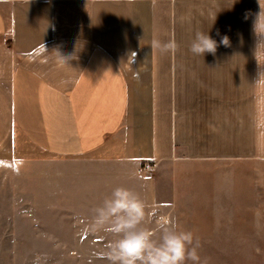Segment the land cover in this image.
<instances>
[{"label":"crops","instance_id":"1","mask_svg":"<svg viewBox=\"0 0 264 264\" xmlns=\"http://www.w3.org/2000/svg\"><path fill=\"white\" fill-rule=\"evenodd\" d=\"M259 12L258 0H0V161L35 170L36 213L105 247L113 236L83 228L123 186L195 234L200 264H264ZM197 32L215 55L189 50ZM173 37L175 54L152 49Z\"/></svg>","mask_w":264,"mask_h":264},{"label":"clouds","instance_id":"2","mask_svg":"<svg viewBox=\"0 0 264 264\" xmlns=\"http://www.w3.org/2000/svg\"><path fill=\"white\" fill-rule=\"evenodd\" d=\"M258 2L260 12L253 27L257 36L262 38L259 48L264 46V7L260 0ZM219 43L230 46L227 36H223ZM151 47L162 54H175L179 46L173 37L167 42L154 38ZM217 47V41L211 36L197 32L189 50L198 56L205 53L215 55ZM40 51L43 54L47 49L43 45ZM68 59L61 57V62L67 63ZM257 105L256 127L264 130V95L257 97ZM25 163L23 158H16L11 170L19 174ZM3 166H7V162L0 161V167ZM83 231L89 234L104 232L114 237L99 253L109 264H200L197 251L200 244L195 234L183 229L175 216L162 212L159 204L146 203L139 193L127 187L114 188L109 196L92 208ZM33 264H40L39 255ZM89 264L92 262L89 261Z\"/></svg>","mask_w":264,"mask_h":264},{"label":"rangeland","instance_id":"3","mask_svg":"<svg viewBox=\"0 0 264 264\" xmlns=\"http://www.w3.org/2000/svg\"><path fill=\"white\" fill-rule=\"evenodd\" d=\"M8 165L0 167V213L8 209L13 214L0 215V264H33L37 255L40 264H109L99 255L105 250L102 242L75 245L68 223L60 226L50 221L53 217L36 213L35 170L28 174L23 167L16 174Z\"/></svg>","mask_w":264,"mask_h":264}]
</instances>
